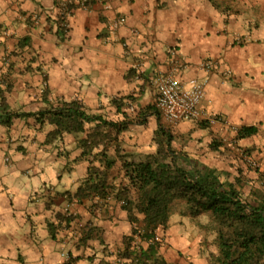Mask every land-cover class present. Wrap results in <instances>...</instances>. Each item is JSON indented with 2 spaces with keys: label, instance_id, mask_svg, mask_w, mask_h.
Wrapping results in <instances>:
<instances>
[{
  "label": "crops",
  "instance_id": "obj_1",
  "mask_svg": "<svg viewBox=\"0 0 264 264\" xmlns=\"http://www.w3.org/2000/svg\"><path fill=\"white\" fill-rule=\"evenodd\" d=\"M59 1L0 0V91L9 111L35 114L78 100L90 115L120 120L113 100L122 105L132 96L131 104L142 108L154 103L157 74L182 62L185 68L176 74L186 83L203 75L202 60L212 59L215 69L200 107L222 122H179L173 128L192 137L193 145L184 147L190 157L199 158L197 142L231 139L236 151L251 150L261 159L258 172L264 174V0H87L72 9L62 36L55 16ZM223 69L230 70L228 78ZM39 120L26 115L0 124V264H130L126 258L119 263L115 253L143 215L123 209L115 197L130 187L123 172L110 170L106 186L112 193L105 200L75 197L99 151L82 154L81 146L96 123L51 136L55 126ZM243 126L255 127L256 134L234 140ZM139 138H132L134 151ZM169 229L161 258L206 264L197 249L191 257L185 230Z\"/></svg>",
  "mask_w": 264,
  "mask_h": 264
},
{
  "label": "trees",
  "instance_id": "obj_2",
  "mask_svg": "<svg viewBox=\"0 0 264 264\" xmlns=\"http://www.w3.org/2000/svg\"><path fill=\"white\" fill-rule=\"evenodd\" d=\"M63 24V19H56L57 32L61 36L66 32ZM127 100H131V97ZM112 103L122 119L90 115L78 100L57 102L53 108L24 114L9 111L0 91V124L8 125L12 119L20 116L37 115L38 120L45 118L55 126L50 134L54 136L62 132L79 133L84 131V124L96 123L89 128L81 146L84 149L82 154L86 150L90 153L94 149L99 151L94 154L87 176L77 188L75 197L80 200L85 197L105 200L112 193L106 186L108 173L118 158V155H107L108 147L112 146V142L115 145L118 136L131 124H144V121L138 123L129 119L119 101L113 100ZM145 108L144 112L153 114V106L147 105ZM159 117L156 116L157 128L152 139L157 145L155 153L148 155L144 161H127L124 158L122 163L123 176L130 187L118 190L115 197L124 203L123 209H134L142 214L143 225L141 228L134 227L131 235L124 238L123 246L117 251L119 255L137 264L142 261L168 264L157 253L160 242L155 237L159 228H166L170 206L179 199L189 205L192 216L210 213L217 220L218 252L210 264H264V192L256 186L245 185L239 175L223 177L221 172L199 163L185 150L174 148L173 137L160 126ZM256 132L253 126L240 127L234 140L250 137ZM93 162L97 165H93ZM261 177L259 173L258 179ZM130 190L136 194L134 200L128 198ZM130 220L135 222L136 219L131 217ZM136 237L145 241V248L140 246L133 249L131 243Z\"/></svg>",
  "mask_w": 264,
  "mask_h": 264
},
{
  "label": "rangeland",
  "instance_id": "obj_3",
  "mask_svg": "<svg viewBox=\"0 0 264 264\" xmlns=\"http://www.w3.org/2000/svg\"><path fill=\"white\" fill-rule=\"evenodd\" d=\"M130 97L133 98L132 96ZM132 102L133 101L131 99L130 103H122L125 114L129 119H132L133 121H136L138 123L144 121V124H131L126 131L122 132L118 136L116 144L114 145L112 142V146L108 147L109 151L111 150L115 152L114 149H116L117 152H115V156L118 155V165L114 166V169L112 170L113 172H116L117 170L123 172L122 163L125 157L127 161H144L146 160L148 155L154 154L157 150V145L154 140H152L157 128L156 116H159L157 114V111H155L156 109L154 103L151 102L150 104H147L153 106L151 112H154L153 114H151L149 112L143 111L144 109H146L145 107L147 105L140 108L138 107V104H131ZM144 114L146 116L143 117ZM122 118L123 117L120 115V119ZM159 124L164 129V131L169 132L172 135V145L174 148L185 150L184 147H186L188 143H190L189 146L193 145H191V142H189L192 137L184 138L183 136L178 135L173 126L167 124L161 117H159ZM150 132L151 134L149 137L148 135ZM134 135L135 139L140 136V138L138 139V144H141V146L137 151H134V148L137 149L135 147L137 143L134 142V139L132 140ZM145 138L146 142H144ZM148 140H150V142H148ZM231 141V139H228V141L224 142L221 140L212 139L209 144H204L203 146L199 145V143L197 142L195 144L196 147L193 148V150L200 151L198 152L199 158L196 160L199 163L204 164L205 166L214 167L215 169L218 168L217 165L219 164L221 169L216 170L217 172H221L223 177H228V174H230L231 176L239 175L245 185L256 186L264 192V174H262V172H258V164L260 163L261 159H258L256 155H252L250 152L251 150L244 151L243 149H240V151H236V147H234V143ZM233 151H236V153H234ZM122 152H125V156L124 154H122ZM216 152H218L217 155L215 154ZM231 152H233L234 155H231ZM214 155H216V157ZM248 160H251L252 162H248ZM214 162L216 163L214 164L215 166L212 165ZM259 173L262 174L261 179H258ZM110 174L112 175L113 173L110 172L108 175ZM246 191H248V187H246ZM129 194H131L133 199L136 198V194L132 190L131 193L129 191ZM140 216H142V214H140ZM174 217L175 222L170 220V218L173 219ZM168 219L169 222H167L166 228H159L156 232L160 242L158 251L160 249H167L169 247V239L167 234L168 231H170L169 228L176 225L186 232V238L188 239L187 248L191 251L189 252L191 257H193L194 253H192V251L197 249L198 255L201 257V259L206 260V264H210L212 260L215 259L218 252L216 243V231L219 225L217 223V220L214 219L210 213H202L198 216H192L189 211V205L185 203V201L177 199L174 200L170 206V214ZM142 225L137 227L141 228ZM131 245L133 249H138V247L140 246L145 248L147 244L139 237H136ZM185 255L187 256L188 254L185 253ZM115 259H118L119 263H123L121 259L125 258L123 256H120L116 251ZM130 264L137 263L136 261H133ZM139 264H157V262L150 263L142 261ZM168 264L173 263L170 262Z\"/></svg>",
  "mask_w": 264,
  "mask_h": 264
},
{
  "label": "built area",
  "instance_id": "obj_4",
  "mask_svg": "<svg viewBox=\"0 0 264 264\" xmlns=\"http://www.w3.org/2000/svg\"><path fill=\"white\" fill-rule=\"evenodd\" d=\"M87 0H60L56 6V19H63V26L66 30L67 19L74 7H84ZM123 21L119 18L114 21L117 27ZM216 61L212 59L202 60L198 67L203 72L200 77H192L182 83L176 74L185 68L182 62H175V67L170 73L157 74L153 78L155 89L154 106L160 117L169 125L173 126L179 122H222L221 118L215 115H206L200 107V102L205 94V88L209 84L210 75L215 69ZM221 74L224 78L230 76L229 69H223ZM248 162H252L248 160ZM155 240L159 241L156 234Z\"/></svg>",
  "mask_w": 264,
  "mask_h": 264
}]
</instances>
